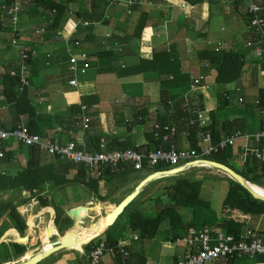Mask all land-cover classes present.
<instances>
[{
	"label": "crops",
	"instance_id": "obj_1",
	"mask_svg": "<svg viewBox=\"0 0 264 264\" xmlns=\"http://www.w3.org/2000/svg\"><path fill=\"white\" fill-rule=\"evenodd\" d=\"M140 1L142 4L133 8L130 16H127L119 9H107L103 5V9L98 12L103 14L102 11L107 9L110 13V18L107 21H101L102 16L101 18L92 19L93 21L101 22L96 30L89 29L92 33V38L86 45L87 52L92 54L98 50H112L115 53L113 56L114 59L112 60L100 61L95 58L94 54V57L91 56L92 67L88 72H93L98 76V82L95 84H92V82H85V84L79 83L77 88H71L67 83L70 79L68 65L66 64L68 56L63 41L57 40L55 37V32L57 30L69 24L66 22L69 19L67 12L64 11V15L58 22V27L48 26L46 27L48 29L47 33H45L43 37L37 38L33 36V46L37 44L38 54L35 59L29 61L30 86L24 98L25 102L29 105L26 107L25 111L22 112L21 105L17 106L16 103L11 101V97L6 96L9 83L8 80L5 79L10 70L18 68L20 56L18 52L16 53V49H14V54L11 53L14 52V50L11 51L13 48L9 45V32L4 29L3 31L0 30V128L10 130L12 127H17L19 125H26L28 127V122L33 120L37 128L36 134L40 135L42 138L53 139L55 143L59 144L74 140L76 145L86 149L84 133L77 131L69 136L65 133L64 128L63 131H61V125L57 123V120L62 119V121H65L66 117L71 113V107L73 105L78 107L81 97L96 96L98 103L94 106H90L88 110L91 113L89 115L93 121L99 123L97 128L101 130L109 140L117 138L116 141L118 143H128L132 147L141 148L149 146L150 149H154V145L149 143L146 133L149 134L151 132L152 124L157 118L156 113L159 110L160 102V78L155 73L121 78L110 70L106 71L105 69L111 66L112 70L125 66H135L139 58L149 60L153 52L167 51L172 57L179 60V70L183 74L189 76V80L184 83L181 88L170 90L171 95L182 93V88H188L192 79L203 76L204 81L202 86L206 87V93L211 98H216L219 101L220 105L216 107L217 109L211 107L214 109L215 128L219 133V141L225 139L228 134L231 136L237 131L245 135H252L259 130H263L264 106L260 105V96L264 94V58L256 60L243 48L244 42L251 37L250 34H247L245 25L243 42L241 44H238V41H236L238 35L230 36L232 32H238L241 28L240 24H244L245 21L241 12L236 10L235 0H200L199 3H192L193 5L185 0ZM85 8L89 9V3L78 2L77 0L70 2L66 8L74 11L70 21L73 19H82V17H78L77 14L80 13L83 15V10ZM26 9L22 11L19 26L24 28L23 32L25 38L30 40L31 37L27 36L31 34L30 30L36 27L47 26L48 23L53 21L54 16L52 13L49 15V11H47L42 4H29ZM139 16H141L142 21L145 22L140 37L131 39L128 45L124 46L125 44L122 42V39L126 35L133 33ZM75 17L77 18L75 19ZM147 29H149L150 32L149 36L145 38L144 35ZM83 32H85L83 28H78L74 36L83 38ZM217 33H221V35L217 36ZM220 37L222 41L219 40ZM27 39H23L24 42H28ZM207 42H218L221 44L222 50L240 51V53L243 54L244 67L239 79L227 84H218L215 82L216 72L204 66V64L197 59V51L205 48H213V45H208ZM225 43H229V45L225 46ZM53 65L54 67H52ZM93 65L96 67H93ZM109 72L112 74H106ZM197 73L200 75L197 76ZM9 77L13 78L11 76ZM208 78L210 82L207 81ZM137 82H140L143 88L142 93L138 96L127 95L125 89L133 88L132 85ZM124 85L130 87L124 89ZM66 87L70 91L66 90ZM236 87L240 90L238 94L232 91V89ZM119 91L123 93L121 99H118L116 96ZM199 93L200 91H198L196 95H199ZM226 93L229 95L231 94L230 96L233 98L232 101L228 103L221 101L223 95ZM60 94H62V98L64 99L63 103L57 98ZM239 97L243 99V103L245 99L250 101L251 106L254 107V113H249L247 109L235 110V105L232 103H238L237 99ZM143 105L147 107V112L150 116L145 117L149 119V121L147 120L145 123L139 124L136 120V117H138L136 111L139 110L138 107ZM221 109L223 110V117L216 114V112H219ZM247 118L251 119L247 120ZM198 119H200L203 125H206L210 121L209 112L199 113ZM255 121L258 122L257 126L254 123ZM138 128H144V130H138L139 132H137L136 129ZM133 136L136 137L133 138ZM199 140L198 145L200 147L206 145V142ZM238 141H240V145L236 147L235 145ZM247 144L249 148L258 147L264 152L263 142L259 144L249 142ZM175 145L178 149H186L189 147L186 133L179 134L176 137ZM243 145H245L244 139L237 140L226 153V163L236 171H240L239 169L245 170L242 161L244 157L248 155H243V151L241 150ZM0 147L4 148V151L2 150L3 157L0 158V176H15L30 159L29 147L27 148L20 144L16 146L11 144L10 141L6 144L0 143ZM5 152L11 153L8 161L4 159ZM39 153L42 164L53 161L52 156L40 151ZM237 158L241 162V165L238 169H235L232 164H234ZM211 170L212 168H210V170L207 169L206 172L199 171L193 176H189V172L185 171L182 176L186 175L190 181H195L201 180L203 175H207L221 181L223 186H228V179L230 178L229 176L227 177V174L216 169ZM150 173V169L144 170L139 173L142 176L133 174L129 176L126 181H123L122 177L109 179L107 182L103 183L104 190L102 196L105 198L104 202L97 201L90 194L87 195L86 198H83V192L80 188L82 187L81 185H71L62 190H50L47 187L44 194L41 195H43V198L46 197L48 201L60 207L65 213L63 217L67 216L66 212L68 210L85 206L89 202L91 203L90 208L95 204L98 205V208L100 206L101 213L105 211L106 208L117 205ZM157 181L158 180H155L154 183L148 184L139 194H142L141 199L144 200L147 198V201L144 200V203L141 204V209L144 215L149 218L155 216L153 199L161 195L164 192V187L170 184H166V181ZM111 182L116 183L112 185ZM132 183H134V185L130 186ZM203 185L206 184L203 183L202 180L200 193L206 191ZM76 188L79 190L77 198L83 199L86 203H80L82 202L80 199L75 201L70 200V192ZM115 190L119 193L117 192L116 194L114 193L115 195H112ZM121 191H123L122 194L125 195L121 200L116 202ZM25 196L26 194L19 188L0 191V264H14V262L18 261L19 258L16 259V257H14L10 244L14 243L21 245L25 248L26 252L30 250L32 254H35L44 249L42 243L44 241L41 237V232L48 224V221L51 220L54 228H56L54 225V209L50 206H41L34 197L33 199L25 201ZM148 198L151 199L148 200ZM167 200L165 193H163L161 196L162 204H166ZM72 203L74 205H70ZM11 207H15L17 213L25 221L26 229L23 235H20L13 227V222L9 216ZM37 207L38 209L33 212ZM21 208H23V214L21 213ZM41 210L50 212L39 215L38 212ZM195 210L196 209L191 207L182 208L179 215L184 220L185 216H189L191 213L195 212ZM100 213H95L97 214L95 215L97 216L95 220L101 217ZM105 213L107 212L105 211ZM45 215H47L48 218L44 221ZM186 222L190 223L188 220ZM32 223L33 227L30 226ZM254 229H257L259 237L264 240V216L259 218ZM182 233L181 231L180 235ZM106 234H110L114 240H129L127 241L130 243L128 248L136 255V262L134 264H142V262L143 264H174L176 260L183 255L185 250L181 243H178V239L175 242H164L165 240H163V238L165 236L171 238L177 234V231H171V228L166 223L161 226L158 237L150 241L140 239L137 241L132 240V236L137 234L128 229L127 217H123L122 220L116 221L112 227L108 228L105 237ZM22 237H24V239L25 237L28 238L27 242L24 244L18 242ZM57 237L58 236H54L52 238L57 239ZM6 251L10 255L9 261L4 259V253H6ZM71 251H59L38 264H76L83 257L81 254L83 250H81L80 253L75 250L79 253L76 254V256H73ZM83 258L85 262H87V256L85 257L84 255ZM258 258V256L253 258H241L230 264H250V261H253L254 264H264L259 262ZM166 259L168 263L165 261ZM99 264H114V258L105 254L101 258ZM216 264L229 263L221 261Z\"/></svg>",
	"mask_w": 264,
	"mask_h": 264
},
{
	"label": "trees",
	"instance_id": "obj_2",
	"mask_svg": "<svg viewBox=\"0 0 264 264\" xmlns=\"http://www.w3.org/2000/svg\"><path fill=\"white\" fill-rule=\"evenodd\" d=\"M25 5L23 6V10L27 8V6L32 5L33 3L44 5L45 9L49 11V15H51L52 10H56V14L53 15V26L58 27V22L61 17L64 15V11L67 8V5L74 0H23ZM189 4L193 5L195 3H199L200 0H185ZM197 1V2H195ZM255 2L264 7V0H255ZM193 3V4H192ZM237 2H235L236 7ZM105 6L103 1H95L89 3V9L85 8L83 10V15L80 13L77 16L82 17L83 20L97 19L101 18L102 13L98 12L103 9L102 6ZM27 11V9H26ZM103 12V11H102ZM22 14V13H21ZM95 14V15H92ZM261 15L263 13H260ZM71 18V17H70ZM77 17H75L76 19ZM7 19L0 13V30H7L9 32V28L5 24ZM4 24V25H3ZM145 25V22L142 21L141 16L136 23L134 31L130 35H126L123 37L122 42L128 45V42L133 38H139L141 31ZM71 26V23L68 24L67 29ZM35 29V28H34ZM32 28L30 30L31 34L34 32ZM90 28H83L85 30L83 36V42L85 47L90 39L92 38V33L89 31ZM82 32V31H81ZM150 30L147 29L145 31L144 37L147 38L149 36ZM33 40V37H31ZM17 50V49H16ZM18 52V51H17ZM98 60H112L115 55L112 50H98L90 56L94 57ZM125 56V55H123ZM28 58H30L28 56ZM197 59L199 62L203 63L204 66L209 67L210 69L216 72L215 82L218 84H227L231 83L237 79H239L242 75L244 63H243V54L240 51H214V49H202L197 51ZM29 63L30 59L26 60ZM68 65V64H67ZM92 67V64H91ZM93 67H96L93 65ZM180 62L178 59L171 56L167 51L153 52L151 59H142L139 58L138 62L135 66H125L123 68H117L112 70V66L106 68L105 70H110L115 73L117 76L121 78L135 76V75H145L148 73H155L160 78L159 86H160V102H159V110L156 113V120L153 123H158L160 125H168L170 127H174L176 132L173 136L169 135V141L166 143V146L175 145L176 137L182 133H186L187 144L189 149H196L199 151L200 146L198 145V140L200 139L202 142L204 141L205 134H209L211 139V144H216L219 142V133L215 128L214 121V109L220 105L219 101L216 98H211L206 93L205 89H203L199 95L194 96L190 100L189 107L183 106L182 94L187 90V88H182L183 92L177 95H171L170 90L178 89L179 87L184 85L189 80V76L187 74H183L180 70ZM17 68H15L16 70ZM14 70V69H13ZM103 70V71H105ZM11 71V70H10ZM9 71V72H10ZM9 72L5 77L8 80L9 87L6 92L7 97H11V101L16 103L17 106L21 105V112L25 111L26 107L29 105L25 102V93L27 88L22 94H17L14 90L16 85L17 78H10ZM70 73V72H69ZM71 77V74H70ZM28 80L30 86V74L28 72ZM233 93V92H232ZM238 94V93H237ZM231 95V94H230ZM242 95V94H241ZM232 97V96H231ZM231 98L230 101H232ZM243 100V99H242ZM222 102L228 103L230 101H225L224 97H222ZM260 105L264 106V94L260 96ZM98 103V99L96 96H86L80 98V105L86 106L85 113L89 115L90 106H94ZM242 104V103H240ZM213 107L214 109H212ZM137 110L138 117H136L137 123H145L147 120L145 116L148 115L147 107L145 105L138 107ZM217 109V108H216ZM30 112V110H29ZM69 116L66 117L65 121L62 119H58L57 123L61 125L60 129L63 131L65 129V133L69 136L73 134V132H79L78 128L74 127V122L77 121L78 117L82 114L80 111V106L76 107L73 105L71 107ZM202 112H209L210 121L206 125H201L198 114ZM90 116V115H89ZM145 117V118H144ZM56 121V120H55ZM28 129L30 133H37L36 124L33 120L28 122ZM99 123L97 121H93L90 116L89 129L84 132V141L86 150L89 152L99 151V141L102 137L107 139L108 149H125L131 148L139 151L149 150L150 147L147 146L145 148L141 147H132L128 143H118L116 140H109L104 133L99 130L97 127ZM16 129V126L12 127L10 130ZM153 128L151 127V132L146 133V137L149 139V143L154 145V148H157L161 145V138L155 139L153 137ZM5 131H10L3 129ZM71 132V134H69ZM200 136V138H199ZM232 136V135H231ZM226 137V136H225ZM230 137V134L227 135ZM226 137V138H227ZM51 142L55 141L53 139H49ZM199 140V141H200ZM74 141V140H70ZM110 141V142H109ZM75 142V141H74ZM2 143V142H0ZM61 143V144H66ZM112 144V145H110ZM207 145V143H206ZM205 145V146H206ZM264 145V144H263ZM77 149L81 147L76 145ZM231 148V147H230ZM227 148L218 154L212 155L213 159L211 161H215L221 164H224L232 169L229 166L225 159ZM4 151V148L0 147V151ZM30 151V159L25 164V166L19 170L15 176H0V191L5 190H13L16 188L21 189V191L26 194L25 201L36 198L41 206H50L54 209L55 218L54 225L56 226L58 232L63 234L70 227H65L70 223V220L67 216H64V211L55 205L53 202H50L45 198H43L44 191L48 187L50 190H62L71 185H81L85 190L93 196L97 201L104 202L105 198L102 196V192L104 190L103 183L107 182L109 179L116 177H123V181H126L129 176L136 173L131 169L121 171L118 169H112L109 166H105L102 168L101 176L97 177L95 171L89 170L83 165L72 163V162H64L61 161L57 157H53V161L42 164L40 153L37 148H29ZM11 153L5 152L4 159L8 161L10 159ZM243 167L245 170L236 171L240 174L247 182L259 185L264 187V152L262 153L261 160H257L254 157L245 156L242 161ZM169 169L165 166H157L153 169V171L165 170ZM148 170L147 162L143 163V171ZM141 172V171H139ZM152 173V172H151ZM177 176V177H169L162 178L158 181H166V184L170 183L168 186L164 187L165 196L167 197V203L162 204L161 196L163 193L153 199L155 206V216L149 218L144 215V212L141 209V204L144 203V200L141 199L142 194L139 195L128 207L125 208L124 212L119 216L117 221L122 220L123 217L128 218V229L134 231L138 240L150 241L158 237L160 234L161 226L166 223L171 231H177V234L174 237L168 238L165 236L163 240L164 242H175L177 239L179 240L184 236L186 231L189 228H195L196 230L205 228V227H215L220 228L228 234L233 235L235 238H238L240 235H244L247 229H254L255 224L259 220L261 216H264V203L252 198V196L248 193L246 189L241 187L239 184L234 182L231 179H228V191L222 202L221 209V220L215 223L213 226H202L196 227L193 223L184 222L182 217L179 215V212L182 208L191 207V208H199L206 207L208 208V204L201 200L199 194L201 191V180L190 181V179L186 176ZM157 181V182H158ZM154 183V182H152ZM156 184V183H155ZM151 198H148L150 200ZM22 209V208H21ZM20 209V210H21ZM50 209V208H48ZM84 208L80 209V212L84 213ZM51 210V209H50ZM52 211V210H51ZM88 211V210H87ZM107 212V211H106ZM82 214V213H81ZM9 216L11 221L13 222V227L18 231L20 235H23L26 225L25 221L20 217L17 213L15 207H11L9 211ZM69 222V223H68ZM31 226V224H30ZM183 232L180 235V232ZM259 236V234H258ZM27 237H22L18 242L20 244H24L27 242ZM106 244L109 246H115L117 244V240H114L110 234H106ZM94 241L91 244H88L83 247L85 254H87L91 248L94 246ZM130 246V245H129ZM129 246H126L124 249L126 250L127 255L123 256V254L118 252V249L114 248L115 255L114 264H134L136 262V255L133 254ZM12 249V253L16 259L21 258L26 253L30 252L25 251V248L18 244H10ZM4 259L9 261L10 255L6 251L4 253ZM84 257V256H83ZM81 258L79 262L76 264H87L84 258ZM86 257V255H85ZM259 262L264 263V256H258ZM220 260L219 262L223 261ZM177 261V260H176ZM227 263H232L235 260H224ZM143 264V262H142Z\"/></svg>",
	"mask_w": 264,
	"mask_h": 264
},
{
	"label": "built area",
	"instance_id": "obj_3",
	"mask_svg": "<svg viewBox=\"0 0 264 264\" xmlns=\"http://www.w3.org/2000/svg\"><path fill=\"white\" fill-rule=\"evenodd\" d=\"M67 1V0H62ZM78 2L91 3L97 1H103L107 9L121 10L127 16L132 14V10L142 4L140 0H77ZM236 10L241 12L244 16V25L247 34L251 37L244 42L243 48L247 50L254 59L259 60L264 58V7L258 5L255 0H235ZM25 2L23 0H0V13L7 19L5 23L9 28V42L10 46L17 49L20 58V64L16 70H11L9 76L17 78L15 91L17 94H22L29 87L28 72L29 63L27 59L33 60L37 57V44L33 46V40L25 38L24 28L19 26L20 16L23 11ZM107 9H104L101 21H107L110 18V13ZM69 19L67 23H71V26L67 29V24L60 30L55 32L57 40H62L67 53L68 71L71 74L68 80V85L71 88H77L79 82L77 75L84 76L91 69V56L86 50L83 39L75 37L78 28H90L96 30L101 21L90 20H72L74 11L66 9ZM53 15L56 14V10H52ZM260 13H263L262 15ZM54 22L51 21L47 26L36 27L34 32L28 37H43L47 33L48 26H53ZM4 25V24H3ZM23 39H27L28 42H24ZM38 43V42H37ZM213 45L214 51H221L223 48L220 43H210ZM28 56L30 58H28ZM49 57V56H47ZM48 64V63H47ZM204 81L203 76L195 77L191 80L187 90L182 94L183 106L189 107L190 100L196 96L198 91L206 89L202 86ZM232 91L240 92L236 87ZM225 101H230L231 96L229 94L223 95ZM238 103H243L242 98L237 99ZM81 115L77 121L74 122V127L82 133L89 129L90 116L85 113L86 106L80 105ZM199 117V114H198ZM200 121V119H199ZM201 123V121H200ZM203 125V123H201ZM153 137L155 139L161 138V145L154 149L149 150H136L131 148L125 149H108L107 140L101 138L99 141V151L89 152L85 148L77 149L74 141H68L66 144H59L51 142L48 138H42L40 135L29 132L26 125H19L16 129L5 131L0 128V142L7 143L12 139H15L18 144L24 147H35L40 152H43L49 156L57 157L64 162H72L83 165L89 170L95 171L97 177L101 176L102 168L109 166L112 169H120L125 171L131 169L139 172L143 171V163L147 162L148 169L153 171L157 166H165L169 169L187 165L186 171L192 169H204L199 164L193 165V162L206 160V157L218 154L227 148L232 147L237 140H245V145L241 147L243 155L254 157L257 160H261L263 150L258 147L247 146L249 142L253 144L264 143V129L255 132L252 135H245L237 131L232 136L227 137L216 144H211L209 134H205L204 141L206 146L200 147L199 151L196 149H178L174 145L166 146L169 141V135L173 136L176 132L174 127L168 125H160L158 123L152 124ZM71 134V132L69 133ZM247 142V143H246ZM3 157V152L0 151V158ZM189 165V166H188ZM167 170V169H165ZM160 171V170H159ZM91 203H87L84 207H90ZM105 233H101L97 238L92 239L94 246L86 254L87 264H99L101 258L108 254L110 256L115 255L114 248L118 249V252L126 256V246H129V240H117L115 246H109L106 244ZM133 241L138 240V236H132ZM90 243V244H91ZM178 243L184 247V253L174 264H216L222 259L237 260L241 258H253L257 256H264V240L258 236L257 229H247L244 235H240L235 238L233 235L226 233L220 228L205 227L199 230L195 228H189L184 236L178 240ZM82 255L85 252L81 251ZM223 260V261H224Z\"/></svg>",
	"mask_w": 264,
	"mask_h": 264
},
{
	"label": "rangeland",
	"instance_id": "obj_4",
	"mask_svg": "<svg viewBox=\"0 0 264 264\" xmlns=\"http://www.w3.org/2000/svg\"><path fill=\"white\" fill-rule=\"evenodd\" d=\"M240 26H241V28H240V30L238 32H232L230 34V36L238 35L236 37V41H238V44H241L243 42V33L245 32L244 31V24L241 23ZM216 35L217 36H220L221 33H217ZM219 40H221V37H220ZM9 45H10V43H9ZM228 45H229V43H225V46H228ZM11 48H13V47H11ZM14 49L15 48L11 49V51H13ZM11 53L14 54L15 53V50H14V52H11ZM16 53H17V51H16ZM52 67H54V65ZM106 74L111 75L112 73L109 72V73H106ZM196 75L198 76L200 74L197 73ZM77 80H78V82L80 84H83V83L85 84V82H87V83L92 82V84H95V83L98 82V76L96 74H94L93 72H88V74H86L84 76L77 75ZM207 81L210 82L209 81V78H208ZM124 82H127V81H124ZM131 82H133V81H131ZM132 86H133V88H129L130 86L124 85V87H123L124 89L125 88H129V89H125L127 95H130V96L137 95L138 96V95H140L142 93V91H143L142 89L143 88L141 87L140 82H137V83H135ZM65 89L66 90H69L67 87ZM122 94L123 93H121L120 91L116 94V96L118 97V99H121L122 98ZM57 98H59L60 102H62V103L64 102V99L62 98V94H60ZM112 100H113V98H112ZM232 104L235 105V110H244V109H247V110H249V113H251V114L254 113V107L251 106V103H250L249 100H246L245 99V102L242 103V104H240V103H232ZM43 107H44V105H43ZM108 107H109V104H108ZM216 114H218L221 117L224 116L222 109L219 110V112L217 111ZM219 116H218V118H219ZM250 119L251 118H247V120H250ZM254 123L257 126V123L258 122L255 121ZM138 130H140V131L142 130L143 131L144 128H138V129H136L137 132H139ZM135 137L136 136H133V138H135ZM10 143L13 144V145H16V146L19 145L18 142H16L15 139H12L10 141ZM238 145H240V141H238L235 146L238 147ZM201 147H204V146H201ZM212 159H213L212 157H206V160H212ZM232 165L234 166L235 169L236 168L238 169L239 166L241 165V162L237 158L236 161L234 162V164H232ZM212 170H214V168H212ZM239 170L242 171L241 169H239ZM199 171L206 172L207 170H204V169H192V170H189L188 171L189 174H190L189 176H193V175H195L196 172H199ZM139 173L140 172H136L134 174L137 175ZM140 176H142V175H140ZM202 180H203V183L206 184V185H203L206 188V191H203V192L200 193V198H201L202 201H204V202L206 201L207 202L208 208H206V207L196 208L195 212L191 213L189 216H185V218H184V221L185 222L188 220L189 222L195 224L196 227L211 226V225L213 226L215 223H217V222H219L221 220L220 216H221L222 202H223V200H224V198L226 196L227 190H228V186H226V185L223 186V183L221 181H219L218 179H216V178L214 179V178L209 177L207 175H203L201 177V181ZM115 183L116 182H113L112 185H114ZM117 184H119V183H117ZM133 185H134V183H132L130 186H133ZM75 187H77V186H75ZM80 188H81V191L83 192V196H84L83 198H86L87 195H89V193L86 192L84 188L83 189H82V187H80ZM78 192H79V190L77 188L75 190H71L70 195H69L70 200L75 201L77 199H80L79 197L77 198ZM117 192L118 191L115 190L113 193L112 192L111 193L113 195L114 193L116 194ZM122 192L123 191H121V193L119 194V196L117 195L118 198L116 199V202H118L119 200H121L122 197H124L125 194H122ZM80 200H82V202H80V203H86V201H83V199H80ZM70 205H74V204L72 203ZM95 206H96V204L93 205V207H95ZM89 208L90 207L84 208L83 209L84 210V213L79 211V213H78L79 219L77 221H75V223L73 222V220H70L69 219L70 220V223L68 222L69 224L68 225H65L66 228L67 227H70L67 230V234H68L67 236H71L72 234H74L75 232L79 231L83 227L91 224L93 221L94 222L96 221L95 218H97V216H95V215H97V214H95V213L94 214L91 213L90 217H92V218H88V216H87V212L88 211L87 210H89ZM37 209H38V207L33 212H35ZM100 209H101L100 206H99V208L97 207V210H96V211H98L97 213H100V211H99ZM105 211L108 212V208H106ZM105 211H102L100 213L101 216H103L104 214H106ZM46 212H50V211H45L44 213H46ZM21 213L23 214V208L21 209ZM66 214H67V212H66ZM39 215H43V211H41V213ZM47 218H48V216L45 215L44 216V221ZM82 220H84V223L82 225L83 227H81V221ZM31 227H33V223L31 225ZM57 234H58V232H57L56 228H54V226H53V224H52V222L50 220V221H48V224L42 230L41 237L43 238V241L44 242H47V244H50V240L51 241L56 240L55 238H52V237H54L55 235L57 236ZM64 234H65V232L63 234H60L59 233L60 236H62ZM38 235H39V233H38ZM77 251L79 252V251H81V249H79ZM77 251H75V250H72L71 251V253L73 254V256H76V254H79L80 253V252L78 253ZM31 254H32V251L28 252L23 257H21L22 261H26L31 256ZM165 261L168 263V260L167 259ZM249 263L250 264H254L253 261H250Z\"/></svg>",
	"mask_w": 264,
	"mask_h": 264
},
{
	"label": "water",
	"instance_id": "obj_5",
	"mask_svg": "<svg viewBox=\"0 0 264 264\" xmlns=\"http://www.w3.org/2000/svg\"><path fill=\"white\" fill-rule=\"evenodd\" d=\"M199 163L208 164L211 168H214L218 171L224 172L225 174H227L229 176V178L231 180H233L234 182L239 184L241 187L246 189L248 191V193L252 196L253 199L264 203V196H262L256 192H254L253 190H251V188H249V186H248L249 182H247L240 174L235 172L233 169L229 168L228 166H226L224 164H221V163H218L215 161H211V160H201V161L193 162L192 164L195 165V164H199ZM186 168H187V165H182V166L174 167V168H171L168 170H160V171H156V172L148 174L144 179H142L135 186V188L133 189L132 192H130L128 195H126L117 205H115L109 212H107L106 214H104L102 216L104 219V224H105L104 231L106 229L112 227L115 224V222L118 220L119 216L124 212L125 208L128 207V205L131 204L138 197V195L142 192L144 187H146L148 184L154 182L155 180H159L162 178L180 176L186 171ZM81 208H85V207L82 206V207L71 209V210L67 211V216L69 217L70 220H73L74 223H75V221H77L79 219L78 213H79ZM89 209L91 210L92 208H89ZM93 212L94 211L91 210L89 212L88 216H90L91 213H93ZM97 221H98V219L95 222H97ZM81 222L83 225V221H81ZM99 235L93 237L92 239L97 238ZM92 239H90L86 243H82L80 246L84 247V246L90 244ZM77 241H79V240H75V238H73L71 236H67L66 234H64V236H62V237L59 235L56 240L50 241V247L51 248H49L48 250L42 249V250L38 251L37 253L33 254L31 256V258H29L28 260H26L24 262L23 261L18 262L17 264H38L54 253H57L59 251L69 250L68 249L69 246H71L73 243H77Z\"/></svg>",
	"mask_w": 264,
	"mask_h": 264
},
{
	"label": "bare ground",
	"instance_id": "obj_6",
	"mask_svg": "<svg viewBox=\"0 0 264 264\" xmlns=\"http://www.w3.org/2000/svg\"><path fill=\"white\" fill-rule=\"evenodd\" d=\"M199 167H203V168H208V170H210V166L208 165V164H205V163H199ZM227 177H228V175H227ZM248 186H249V188H251V190H253L254 192H256V193H258V194H260V195H262V196H264V187H261V186H259V185H256V184H253V183H248ZM97 207H98V205H96ZM91 207L92 209L91 210H93L94 212H93V214L94 213H97L98 211H96L97 210V207ZM109 209H108V212L113 208V207H108ZM90 210V209H89ZM88 210V212H87V215L89 214V212L91 211H89ZM41 211H43V210H41ZM41 211L38 213V214H40L41 213ZM100 211V210H99ZM43 214H45L44 213V211H43ZM81 227H83L82 226V222H81ZM104 229H105V224H104V219H103V217L101 216L99 219H98V221L97 222H92L91 224H89V225H87V226H85V227H83L82 229H80L79 231H77V232H75L74 234H72L71 235V237H73V238H75V240H79V241H77V243H73L71 246H69V250H79V249H81V244L82 243H86V242H88L90 239H92L93 237H95V236H97V235H99V234H101L103 231H104ZM57 236H59L58 234H57ZM62 237V236H61ZM26 240H28V238L26 239ZM43 246H44V250H48L49 248H51L50 247V244H47V242H43ZM27 254V253H26ZM33 254H31V256H32ZM31 256L29 257V258H31ZM23 257V256H22ZM28 258V259H29ZM27 259V260H28ZM22 261V259L21 258H19L18 259V261H16L14 264H17V262H21ZM24 262V261H23Z\"/></svg>",
	"mask_w": 264,
	"mask_h": 264
},
{
	"label": "clouds",
	"instance_id": "obj_7",
	"mask_svg": "<svg viewBox=\"0 0 264 264\" xmlns=\"http://www.w3.org/2000/svg\"><path fill=\"white\" fill-rule=\"evenodd\" d=\"M87 216H88V215H87ZM68 218H69V217H68ZM88 218H91V217H90V216H88ZM96 220H97V219H96ZM82 221H83V223H84V220H82ZM107 230H108V229H106V230H105L103 233H106V232H107ZM55 236H56V235H55ZM62 236H64V235H62ZM71 250H72V249H71ZM71 250H70V251H71ZM81 250H83V251H84L83 247H81ZM79 252H80V251H79ZM85 255H86V254H85ZM83 256H84V255H83Z\"/></svg>",
	"mask_w": 264,
	"mask_h": 264
}]
</instances>
